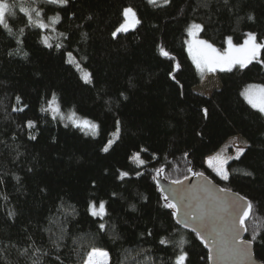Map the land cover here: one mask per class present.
Returning a JSON list of instances; mask_svg holds the SVG:
<instances>
[{
    "label": "trees",
    "instance_id": "16d2710c",
    "mask_svg": "<svg viewBox=\"0 0 264 264\" xmlns=\"http://www.w3.org/2000/svg\"><path fill=\"white\" fill-rule=\"evenodd\" d=\"M203 2L153 6L147 0H70L55 31L30 28L21 35L24 14L18 9L16 36L0 29V264H30L18 255L28 236L42 249L62 254L64 264H83L93 246L109 251L108 264H173L181 248L188 253L186 264H208L203 243L176 224L173 209L162 206L159 177L173 182L203 173L255 205L245 223L246 240L264 229V116L242 95L251 85L264 86V50L246 68L218 72L219 86L207 96L194 91L201 78L186 51L192 21L204 25L198 38L221 51L229 35L236 45L248 32L264 42V0H230L233 11L223 0H208V7ZM126 6L137 11L141 23L114 39L111 32ZM45 10L51 16L59 9L46 5ZM41 34L53 47L41 42ZM158 46L170 55H161ZM67 52L79 67L66 62ZM89 73L90 84L81 78ZM52 93L64 116L75 110L99 125L98 134L41 112ZM27 120L35 127H25ZM235 137L247 146L229 162V179L223 181L207 168L206 159ZM109 139L113 144L104 152ZM141 148L147 150L141 152L146 164L137 167L129 156ZM121 171L129 176L119 179ZM92 200L107 202L103 221L89 214ZM101 222L107 232L98 231ZM114 231L118 240L112 239ZM61 234L57 250L51 241ZM161 237L169 241L166 246ZM253 252L258 262L264 260V232L253 242Z\"/></svg>",
    "mask_w": 264,
    "mask_h": 264
},
{
    "label": "snow or ice",
    "instance_id": "6c2138e0",
    "mask_svg": "<svg viewBox=\"0 0 264 264\" xmlns=\"http://www.w3.org/2000/svg\"><path fill=\"white\" fill-rule=\"evenodd\" d=\"M70 0H0V29H3L9 36H16V32L13 31V24L16 20V10L20 13L24 14V27L19 29V33L21 35L25 34V29L30 28H38L40 30H47L51 28L52 31H55V26L61 23L63 17L61 16V12L65 11L69 5ZM149 5L153 6H166L170 3V0H163V4L159 5L158 0H147ZM230 0H223L224 8L228 11H233L232 7H229ZM46 5L56 6L59 10L54 13V15L49 16L47 11L45 10ZM203 7H208V0H204ZM72 15H75L73 13ZM120 16L122 17V21L118 23L117 26L114 27V30L111 32L112 38H117L119 34L127 33L130 28L135 27L141 23V20L137 14V11L132 6L123 7ZM88 19H91L89 16ZM249 20H253L254 17L249 15L247 17ZM204 30V25L201 23H197L196 21H192L188 24L186 28V32L190 37H196L199 32ZM83 35H87L84 33ZM65 39H69L66 33H61ZM41 42L47 46L48 48L53 47L51 43L48 41V37L46 35L41 34L40 36ZM18 44H22L23 41L17 39ZM225 43L227 45L223 51L217 49L212 43H209L207 40H199L194 39L189 44V52L193 56L194 61H196L197 67H200L202 64L209 66L212 70L216 67H220L222 70L227 69L231 70L233 67H239L241 69L246 68L249 64H251L254 60L257 59L258 54L261 50H264V42H258V36L254 32L246 33V38L244 39L242 44L236 45L233 43L232 36L225 37ZM57 48H62V44H57ZM160 54L168 57L170 54L167 50L163 48V46H158ZM9 55H12L10 52ZM27 56V53H24ZM67 57L71 59L66 60L68 63H76V66L79 67V61H76L75 57H73L72 52L66 53ZM180 65L177 63L175 69H179ZM171 76L172 73L170 72ZM85 83H92V76L89 73L85 77H81ZM172 79L175 80V76H172ZM178 83V81H177ZM123 95V94H121ZM244 95L247 103L251 106L252 109L258 111L261 116H264V86L261 87L260 93L252 94L248 90H245ZM127 99V97H125ZM17 101H20L21 98L19 96L16 97ZM48 107H41V112H50L53 119H56L58 116L61 119H66L69 121L74 127L80 129L88 130L92 135H97L99 132V125L94 121L90 120L87 117L80 116L75 110L70 111L67 116H64L61 106L58 101V97L55 93H52L51 99L47 101ZM27 107V106H25ZM13 111H24V108H17L13 106ZM205 114H207V109L203 110ZM36 122L33 120H27L25 122V127L33 128L35 127ZM117 132H119L120 121H116ZM67 126V125H66ZM116 135V133H113ZM35 136H30V139H35ZM113 144V140L109 139L107 144L102 149L104 152L109 151V147ZM147 151L146 149L141 148L139 151L133 152L129 156V160L137 165V167L144 166L146 161L141 158V152ZM238 155L236 159H239L241 155L245 152L244 148H239L237 150ZM153 159H156L155 154H153ZM213 158H209V166H212ZM156 176H159L163 171V166L155 170ZM216 174L222 180L229 179V172L224 167L223 162L220 163L218 167L215 168ZM247 175H251V173H246ZM137 176L142 175L139 171L136 172ZM199 175L203 176V173H199ZM129 176V172L121 171L119 173V179L123 180L124 178ZM156 177H153L155 179ZM17 181L20 180V177H15ZM3 178H0V184H2ZM175 184H180L181 181L176 180L173 181ZM223 192H227V189H221ZM115 195V193H113ZM5 200L8 199L7 196L3 197ZM165 203L162 205L165 208L173 209L174 211L171 213L173 218L178 216L180 209L176 202H169L168 197L163 198ZM178 199L183 201L185 196L183 194L178 193ZM107 202L106 201H96L92 200L88 202V212L94 218H99L101 221L104 220L105 217L108 216L107 212ZM133 209H135V205H131ZM226 210L229 211V214L235 213L236 220L232 223L230 228V235L227 241L218 243L215 249H210L208 252L207 259L208 261H221L227 259L229 257L239 258L245 261V264H250L253 259V251L252 246L253 242L257 239V236L264 232V229H261L259 232H254L252 235V239L250 240H242L240 239L241 230L247 231L245 227L246 220L250 215L254 214L255 205L252 201L247 200V198H234L232 199L226 207ZM8 215L14 216V212H9ZM185 219H176V224L183 225V227H189V220L193 221L194 226L192 227V231L204 242L205 246L208 245L209 238L202 235L201 229L205 231L210 230V225L208 224L205 214L201 212L199 215L194 211H188L185 213ZM198 222V223H197ZM107 225L104 222L98 224V231L107 232ZM211 234V233H210ZM148 236H151L152 233L149 231L147 233ZM119 234L115 233L112 236V239L118 240ZM64 239L63 234H61L56 239L52 240V246L55 249L60 248V241ZM212 239L215 240V236H212ZM161 245H167L169 241L165 237H161L159 240ZM184 243L181 240L180 244ZM16 247V245H12ZM18 255L21 257H27L30 261V264H64L61 256L58 251L56 253H52L50 251L42 249L35 240L32 239L31 236H28L24 242L23 247L18 248ZM188 257V253L186 251L181 250L179 254L175 256L173 264H186V260ZM109 262V251L104 247H96L93 246L87 252L86 257L83 260V264H108ZM257 264H264V260L257 262Z\"/></svg>",
    "mask_w": 264,
    "mask_h": 264
},
{
    "label": "water",
    "instance_id": "95a60500",
    "mask_svg": "<svg viewBox=\"0 0 264 264\" xmlns=\"http://www.w3.org/2000/svg\"><path fill=\"white\" fill-rule=\"evenodd\" d=\"M157 183L162 194L168 197L169 202H176L180 209L175 221L176 219H185V213L188 211H194L197 215L201 212L205 214L206 220L210 225V230L205 231L201 229V232L202 235L209 238L207 246H205L204 242L192 231V227L194 226L192 220H189V227L187 228L183 227V225H177L183 230L195 234L203 243L207 253L210 249L214 250L218 243L228 240L230 228L232 223L236 220L237 214H229L226 207L232 199L237 197L242 198L240 195L230 190L227 192L221 191L223 188L212 182L206 176H201L199 174L183 179L180 184L166 181L161 177L157 179ZM178 193L185 196L183 201L178 199ZM245 232L246 231L241 230L240 239L246 240ZM213 235L215 236V240L212 239ZM257 262L258 261L253 255L250 264H257ZM208 264H245V261L239 258L229 257L218 262L208 261Z\"/></svg>",
    "mask_w": 264,
    "mask_h": 264
},
{
    "label": "rangeland",
    "instance_id": "374dc122",
    "mask_svg": "<svg viewBox=\"0 0 264 264\" xmlns=\"http://www.w3.org/2000/svg\"><path fill=\"white\" fill-rule=\"evenodd\" d=\"M134 27L130 28L129 30H132ZM194 39H199L198 35L196 37H190L187 34V39H186V51L188 54L189 59L195 66L197 73L199 74V77L201 78V83L194 89V91L198 94L201 95H210L211 92L216 89L219 86V81L217 79V73L218 72H225L229 71L227 69L222 70L220 67H216L214 70H212L209 66L202 64L200 67H197L196 61H194L193 56L189 52V44L194 40ZM200 40V39H199ZM227 45L225 44V48ZM224 50V49H223ZM222 50V51H223ZM259 56V54H258ZM257 56V58H258ZM238 67V66H237ZM233 67L232 69H234ZM231 69V70H232ZM260 85H251L247 87L246 89L243 90V93L245 90H248L252 94H259L261 91ZM244 97V95H243ZM245 99V97H244ZM246 100V99H245ZM247 102V101H246ZM86 130V129H85ZM88 131V130H86ZM246 143L240 139L239 137L231 138L229 139L223 147L214 155L209 156L206 159V166L207 168L220 180H222L215 171V168L220 165L221 162H223L224 167L227 169V166L230 161L236 159V156L238 155L237 150L239 148H244L246 149ZM213 158L212 160V166H209V158ZM224 181V180H223ZM182 229V228H181Z\"/></svg>",
    "mask_w": 264,
    "mask_h": 264
}]
</instances>
